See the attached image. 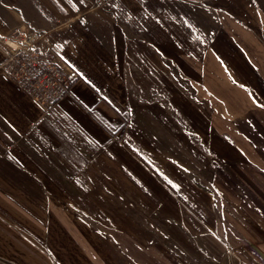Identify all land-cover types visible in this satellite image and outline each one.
<instances>
[{"label":"crops","instance_id":"1","mask_svg":"<svg viewBox=\"0 0 264 264\" xmlns=\"http://www.w3.org/2000/svg\"><path fill=\"white\" fill-rule=\"evenodd\" d=\"M31 32L72 84L0 42V264H264V0H0Z\"/></svg>","mask_w":264,"mask_h":264},{"label":"built area","instance_id":"2","mask_svg":"<svg viewBox=\"0 0 264 264\" xmlns=\"http://www.w3.org/2000/svg\"><path fill=\"white\" fill-rule=\"evenodd\" d=\"M8 58L5 68L45 112L70 93L72 79L59 64V53L46 47L41 34L1 37ZM75 75L74 78H76Z\"/></svg>","mask_w":264,"mask_h":264}]
</instances>
